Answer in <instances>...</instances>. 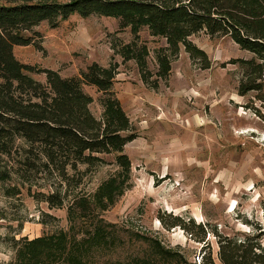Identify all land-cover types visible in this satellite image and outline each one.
Listing matches in <instances>:
<instances>
[{
  "label": "rangeland",
  "instance_id": "1",
  "mask_svg": "<svg viewBox=\"0 0 264 264\" xmlns=\"http://www.w3.org/2000/svg\"><path fill=\"white\" fill-rule=\"evenodd\" d=\"M25 34L39 47L15 45V58L57 69L62 76H79L94 61H117L112 88L137 137L124 146L131 168L113 202L96 196L98 186L119 170L113 153L104 154L105 162L81 181L72 170L70 181L40 170L27 172L26 181L13 171L22 168L19 154L2 157L0 167L8 175L0 180V264H16V244L24 238L64 232L68 240H78L97 222L108 230L109 243L85 252L87 264H200L206 243L179 224L167 226L174 215L215 225L228 235L258 225L264 229V120L249 106L251 92L238 93L241 69L231 61L251 57L248 50L230 36L200 30L190 39L205 50L211 66L201 67L181 46L168 79L153 89L141 79L134 59L123 61L113 52L114 39L132 38L130 27L120 28L116 17L73 13L56 26L41 22ZM139 35L154 71L155 50L166 41L145 25ZM31 75L45 82L44 73ZM82 87L93 97L90 109L99 117L103 92L85 83ZM50 193L58 203L45 200ZM206 239L216 256L217 236L207 232ZM156 242L181 256H159Z\"/></svg>",
  "mask_w": 264,
  "mask_h": 264
},
{
  "label": "trees",
  "instance_id": "2",
  "mask_svg": "<svg viewBox=\"0 0 264 264\" xmlns=\"http://www.w3.org/2000/svg\"><path fill=\"white\" fill-rule=\"evenodd\" d=\"M73 13L112 16L118 18L120 28L129 26L132 38L123 42L116 38L111 47L123 61L134 59L141 79L153 89L160 80L168 79L171 62L181 46L201 62V67L211 66L205 50L190 39L192 34L205 30L211 36H230L252 54L231 59L241 69L238 93L251 92L249 106L264 120V0H0V159L19 154L22 168L13 171L20 179L27 181V172L40 170L56 173L63 180L76 172L81 181L89 169L105 162L104 154L113 153L119 170L98 186L96 196L113 202L116 191L128 180L131 163L124 146L137 133L112 88L119 63L94 61L79 76H62L57 69L22 63L13 54L15 45L39 47L25 32L33 31L41 22L56 26ZM143 25L166 41L155 50L154 71L148 67L149 48L139 37ZM33 72L44 73L45 82L35 79ZM84 83L104 94L99 117L90 109L93 97L83 89ZM10 167L13 169V164ZM7 175L0 167V180ZM54 196L47 194L45 200L58 203ZM177 224L206 243L200 264H264V229L260 225L249 232L228 235L218 233L215 225L184 220L179 215L172 216L167 226ZM207 232L217 236L216 256L206 239ZM107 233L104 224L97 222L78 240H68L64 232L24 238L16 244L15 263L87 264L85 252L109 243ZM154 250L163 258L181 256L160 242Z\"/></svg>",
  "mask_w": 264,
  "mask_h": 264
}]
</instances>
